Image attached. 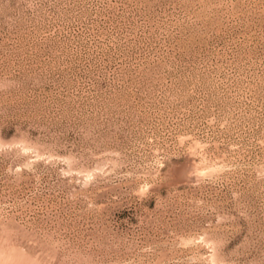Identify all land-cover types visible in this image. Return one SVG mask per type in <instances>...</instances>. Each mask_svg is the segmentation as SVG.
<instances>
[{"label": "rangeland", "instance_id": "obj_1", "mask_svg": "<svg viewBox=\"0 0 264 264\" xmlns=\"http://www.w3.org/2000/svg\"><path fill=\"white\" fill-rule=\"evenodd\" d=\"M0 264H264V0H0Z\"/></svg>", "mask_w": 264, "mask_h": 264}]
</instances>
